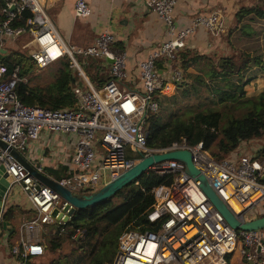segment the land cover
Returning <instances> with one entry per match:
<instances>
[{
    "label": "built area",
    "instance_id": "2783aa9c",
    "mask_svg": "<svg viewBox=\"0 0 264 264\" xmlns=\"http://www.w3.org/2000/svg\"><path fill=\"white\" fill-rule=\"evenodd\" d=\"M178 2H147L166 24L168 39L140 63L143 92H133L121 87L129 77L127 54L115 48L114 33L103 31L91 46L76 48L61 38L42 0H0V50L28 35L31 41L26 46L38 47L30 57L35 65L45 68L68 55L83 79L74 87L77 102L72 108L26 106L17 93L18 84L26 82L20 77L21 66L11 71L0 59V140L8 146H0V166L13 178L11 183L21 187L34 214L21 225L20 240L11 247L16 264H30L45 255L41 232L58 222L52 217L53 210L58 209L59 216L69 204L35 178L9 150L23 157L28 146L39 142L44 132L70 139L71 151L65 153V165L71 176L55 180L73 193L90 194L153 154L189 150L195 167L236 216L245 222L255 219L254 215L258 217L254 209L264 204V140L243 142L223 160L211 155L203 143L191 145L185 138L164 149L148 146V114L158 113V98L173 96L185 81L180 52L187 47L189 37L199 28L220 35L226 27L220 12H213L199 15L190 26L179 29L174 19ZM25 12L31 14L25 25L15 26ZM91 13L87 0L75 1V18L86 19ZM77 56L111 60L108 80L100 87L93 84ZM161 59L167 62L166 73L159 68ZM26 161L47 175L42 163ZM152 174L172 177L169 185L153 188L155 204L148 214L152 230L124 232L115 259L105 264H229L234 254L250 264H264V229L232 228L182 162L156 164L146 172ZM5 211H0L1 221ZM58 223L65 224L62 220Z\"/></svg>",
    "mask_w": 264,
    "mask_h": 264
},
{
    "label": "trees",
    "instance_id": "16d2710c",
    "mask_svg": "<svg viewBox=\"0 0 264 264\" xmlns=\"http://www.w3.org/2000/svg\"><path fill=\"white\" fill-rule=\"evenodd\" d=\"M30 15V12H25L23 19L16 21L14 25H25ZM247 17H250V21L255 17L264 19V10L259 6L241 8L236 15V22H242ZM244 31L249 34L247 29ZM190 56L189 52L180 53L185 72H188L190 67L199 63L200 60L211 61V58L206 56ZM77 59L93 84L100 87L108 80V76L104 79L100 75L96 77L91 74L90 69L99 67L98 59L84 56H77ZM9 60L7 57L2 61L11 71L17 65L21 66L20 77L26 82L18 84L17 93L26 106L52 110L75 106L77 100L74 87L83 79L79 75V71L72 66L71 58L68 55L55 62V64H59L56 79L46 86H36L30 83L29 76L31 77L33 65L27 69L22 65L23 60L11 62ZM28 61L35 64L32 58ZM212 64L209 69L202 70L209 82L203 79V75L195 77L196 82L205 87L207 94L199 93L196 86L191 88L203 100L200 105L208 103L209 99L214 104L218 98L222 109H207L193 113L189 109L184 110L186 106H183L179 96L158 98L160 106L158 113H150L147 118L148 146L150 148L164 149L185 138L191 145L203 143L204 148L217 160H223L237 150L243 142L263 137L264 90L254 96L247 95L245 86L250 84L253 78L249 77L245 80L243 69L246 64L238 72L234 61L228 57L220 59L219 63L213 62ZM189 92L190 90L187 88L183 93L188 96ZM238 110H240V114H236ZM262 155L264 156V150ZM49 173L57 180L71 176L68 166H63L59 170H49ZM171 182V176L158 174L148 176L145 174L124 187L108 201L88 209L78 210L67 223L56 222L48 225L49 234L45 233L46 252L43 257L48 258L53 253H60L64 242L71 240L74 249L71 254L65 257L67 261L62 262L60 258H52L48 264H105L112 262L116 257L119 240L124 232L152 230L148 214L153 210L155 204L153 188L159 185H169ZM12 211V208L7 211L3 218L4 221L12 219ZM116 213H119L120 217L113 220ZM33 217L34 214L30 219ZM229 260V264H250L246 258L237 254L230 256Z\"/></svg>",
    "mask_w": 264,
    "mask_h": 264
},
{
    "label": "crops",
    "instance_id": "0c3cea01",
    "mask_svg": "<svg viewBox=\"0 0 264 264\" xmlns=\"http://www.w3.org/2000/svg\"><path fill=\"white\" fill-rule=\"evenodd\" d=\"M75 1L42 0L61 38L70 46L87 48L103 31H111L117 37L115 48L124 50L127 54L129 77L121 87L127 91L143 92L139 65L168 39L167 26L148 8L149 0H87L92 13L86 19L75 18ZM251 4H253L252 0H179L174 12V19L179 29L190 26L197 16L209 15L213 12H220L226 21L225 30L220 35H213L204 28H199L189 37L187 47L180 53L189 52L190 57H208L217 53V47L223 41L228 25H234L240 9L250 7ZM158 64L160 70L166 73L167 62L161 59ZM98 65L99 67L90 69L91 74L96 77L100 75L104 79L109 77V62L98 59ZM69 141L68 137L44 132L39 142L28 146L23 158L31 163H42L45 173L54 178L49 170H59L66 166L65 153L71 151ZM8 197L6 207L3 201L0 202V210L6 208L5 214L10 208L13 210L12 219L8 221L11 224L10 230L1 234L0 229V264H16L11 254V247L20 240L21 225L31 220L33 216L31 205L20 186H14ZM262 205L259 213H264V204ZM256 217L254 215V218ZM46 229L48 226H45L43 231ZM50 261L46 257H40L34 258L30 264H48Z\"/></svg>",
    "mask_w": 264,
    "mask_h": 264
},
{
    "label": "rangeland",
    "instance_id": "374dc122",
    "mask_svg": "<svg viewBox=\"0 0 264 264\" xmlns=\"http://www.w3.org/2000/svg\"><path fill=\"white\" fill-rule=\"evenodd\" d=\"M252 2L253 4H251L249 8L259 6L264 10V0H252ZM249 18L250 17H247L242 22H238L237 24L235 22L234 25H228V29L223 35V41H221V43L217 47V53H214L213 55L208 57L211 58V61L215 63H219L220 59L222 58H231L235 63L237 72L241 69L242 66H245L246 64L245 68L243 69L245 80H247L249 77L253 79L251 80L250 84L245 86V90L248 96H254L264 90V19H257L255 17V19L250 21ZM244 29H247L249 34H246ZM30 41L31 37L26 35L22 38H19L17 41L5 44L3 49L7 50V53L9 55L8 58L10 59L9 62L13 60H23L22 65L27 69L30 68L31 65H33L31 67V77L29 76V80L32 85H49L56 79V72L59 68V64L52 63L45 68H39L33 62L28 61L31 55L34 52L38 51V47L36 45L32 44L26 46ZM211 61L200 60L199 63H195L194 65H192L188 72L186 71L185 81L182 83L180 88H178L173 96H170L168 98H173L174 96L181 97L183 106H186L184 110L187 111L186 109H189L193 113L207 109L221 110L222 104H219L218 98L216 99V103L214 104H212L211 99H209L208 103L200 105L202 104L203 100L200 99L198 95L195 94L193 88H191L193 86H196L199 90V93L202 92L204 94H207L205 87L196 82L195 77H197L198 75H203V79L209 82L202 70L209 69L210 66L213 65V62L211 63ZM186 87L190 90L188 96L184 95L183 93L187 89ZM213 94L216 93L213 92ZM237 112L238 113L236 114L241 113L240 110H238ZM260 140H264V135L260 138ZM249 151L253 153L252 149H250ZM115 202H118V200H115ZM259 208L260 206L254 209L257 215L259 214ZM119 217V213H116L113 220H116ZM46 232L48 233V229L42 231L41 233V239L43 243L45 241ZM73 249V242H71V240L65 241L61 252L53 253V255L48 257V260H51L52 258H60L62 262H66L67 259L65 257L71 254ZM46 256H48V253H46Z\"/></svg>",
    "mask_w": 264,
    "mask_h": 264
},
{
    "label": "water",
    "instance_id": "95a60500",
    "mask_svg": "<svg viewBox=\"0 0 264 264\" xmlns=\"http://www.w3.org/2000/svg\"><path fill=\"white\" fill-rule=\"evenodd\" d=\"M6 49L0 50V59L4 60L8 57ZM109 63H112L109 60ZM160 68V66H159ZM0 146L7 149L8 146L0 140ZM10 152L21 163H23L27 170L44 185L52 188L62 199L68 202L64 213L59 214L58 209H54L52 217L56 220L67 223L71 220L74 214L78 210L88 209L91 206L108 201L115 196L124 187L138 180L146 174V172L154 165L162 163L168 160H177L185 165L186 172L201 182V188L211 201L213 206L222 214L227 223L235 230L242 231H254L264 229V213H259V216L255 219L245 222L243 217L236 216L228 206L219 198L213 187L210 185L207 178L200 173L195 167L192 160V153L189 150H176L164 154H153L149 157L143 158L133 168L125 171L115 179L111 180L108 184L104 185L100 189L93 191L90 194H78L73 193L67 188L60 185L55 179L48 175L41 174L36 171L19 153L10 149ZM13 178L7 173L4 166H0V202H7L8 196L13 191L15 184H12ZM1 211V210H0ZM64 217V219H62ZM11 224L4 219L0 220L1 234L4 231L10 230Z\"/></svg>",
    "mask_w": 264,
    "mask_h": 264
}]
</instances>
